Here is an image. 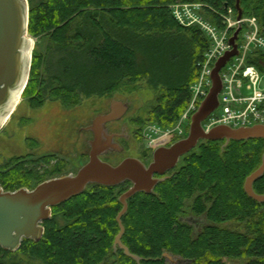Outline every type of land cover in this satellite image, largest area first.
<instances>
[{"label":"trees","instance_id":"trees-1","mask_svg":"<svg viewBox=\"0 0 264 264\" xmlns=\"http://www.w3.org/2000/svg\"><path fill=\"white\" fill-rule=\"evenodd\" d=\"M176 1L28 0L29 35L47 39L49 46L46 54L34 50L24 97L33 98V108L48 99L70 105L110 95L125 82L145 81L158 92L150 121L163 128L175 126L192 101L191 88L209 49L201 31L176 21L170 8ZM180 1L221 11L227 5L238 14L237 0ZM240 8L243 17L258 19L264 35V0H240ZM51 52L61 56L51 61ZM257 56L252 63L264 74V54ZM48 90L51 94L46 96ZM224 145L225 141H206L201 161L190 162L153 194L139 193L128 201L122 242L143 259L140 264H172L157 260L165 253L185 261L179 264H227L226 260L239 259L264 264V204L244 190L247 177L262 164L264 140ZM34 162L29 164L37 165ZM17 164L12 162L11 170L0 168V185L6 191L41 183L36 167ZM131 185H90L53 209L39 242L24 241L16 252L0 247V264H23L13 261L19 255L43 264H109L110 259L138 264L114 249L120 232L117 216L123 208L119 198ZM254 190L264 194V176ZM188 213L205 216L208 224L196 232L180 219ZM231 223L243 231L225 226Z\"/></svg>","mask_w":264,"mask_h":264},{"label":"water","instance_id":"water-1","mask_svg":"<svg viewBox=\"0 0 264 264\" xmlns=\"http://www.w3.org/2000/svg\"><path fill=\"white\" fill-rule=\"evenodd\" d=\"M236 9L237 20L241 21L243 11L240 8V0H237ZM29 21L28 0H0V128L3 120L12 116L19 95L24 93L29 83L32 67V56L29 52L34 50V42L29 37ZM241 31L242 26H239L230 39L232 50L216 62L211 74V88L191 117L188 137L170 148L160 149L155 161L149 166L134 158H127L118 165H112L102 159L110 152L123 151L106 125L123 119L129 107L121 101H114L109 113L98 116L84 129L93 133L94 139L89 143L88 162L76 174L41 182L33 190L24 188L6 192L0 187V247L16 252L24 241L39 242L45 234L43 224L52 218L53 209L83 194L90 185L117 187L130 182L132 185L129 190L119 198L123 208L117 216L120 232L116 237L114 249L123 250L126 256L140 264L143 259L132 254L122 242L125 234L122 219L128 211V201L139 193L152 194L156 186L165 180L155 178V175L163 176L175 168L178 160L192 151L200 141H225L224 146H227L232 141L264 140L262 124L239 128L218 125L209 131L203 126L219 108V95L223 89L221 71L239 54L237 40ZM263 176L264 153L262 164L244 183L246 194L261 204H264V194L256 193L254 184ZM181 221L190 223L191 220ZM164 259L173 264L185 262L182 258L167 253L157 260Z\"/></svg>","mask_w":264,"mask_h":264},{"label":"rangeland","instance_id":"rangeland-1","mask_svg":"<svg viewBox=\"0 0 264 264\" xmlns=\"http://www.w3.org/2000/svg\"><path fill=\"white\" fill-rule=\"evenodd\" d=\"M185 4L187 3L179 0L171 4L170 8L172 6H182ZM194 4L201 5L199 11L200 16L216 32L219 38L218 40L223 41V45L227 46L230 38L238 28V26L235 25L238 16L235 10L229 8L228 10L221 11L213 9L204 3ZM244 18L247 19L248 22L242 24V37L251 32L253 29L251 22H255L259 27L261 37L264 38L260 30L258 19L255 16H247ZM190 28L201 31L199 27L196 26ZM203 35L209 43V49L204 54V64L200 70L199 78L196 84L191 88L193 95L192 101L182 116H184L191 107L193 99L198 91L202 74L207 63L208 54L217 46L207 35L204 33ZM29 37L34 42V50L36 49L37 52L42 54L47 53L49 46L47 39H34L30 35ZM34 50L32 52V60ZM258 54L259 52H255L249 57V64L257 67L256 64L252 62L257 60ZM49 56H51V61H55L54 59L61 55L51 52ZM50 66L51 65H49V67ZM211 66L212 65H210L209 68ZM212 68H214V66ZM44 75L48 77L50 73L44 71ZM124 84L125 85L121 86L116 92L104 97L94 96L88 99L82 98L78 103L70 105L65 104L61 100L48 99L40 108H33V98L24 97L23 93L16 111L11 116L8 123L0 130V168L11 170L14 165H16L14 164L12 166V162L14 161H18L17 165L20 163L31 165L29 163L35 161L37 165H31V167L25 165V167L28 169L36 167L39 172V177L42 178L41 182L69 174H76L78 170L88 162L90 153L89 141L92 140V134L84 131V129L89 127L92 121L98 116L109 113L111 104L114 101H121L127 104L129 109L122 120L109 124L108 127L112 131L125 128L126 133L129 135V139L123 142L120 141V144L124 147L121 153H110L102 159L112 165H118L124 158L138 156L141 147H143L142 144H145L144 146L146 147L149 143L146 134L150 127L157 126L163 128L159 124L150 121V108L158 92L149 87L145 81H138L133 84L125 82ZM202 91L206 96L209 93L206 77L203 81ZM50 94L51 90H48L46 96ZM205 97L200 96L197 100L196 111ZM50 154H52L51 157L49 156ZM38 159L44 160H39V162ZM36 186L37 185L34 183L31 187L25 189L33 190ZM0 187L2 186L0 185ZM130 187L131 186H129V188ZM4 191L6 190L4 189ZM225 226L234 229L237 225L231 223ZM239 229L243 231V227ZM239 229L236 228V230ZM13 261L23 264H43L40 260L31 259L22 255L13 258ZM108 263L119 264L118 259H110ZM226 263L246 264V261L243 259L226 260Z\"/></svg>","mask_w":264,"mask_h":264},{"label":"built area","instance_id":"built-area-1","mask_svg":"<svg viewBox=\"0 0 264 264\" xmlns=\"http://www.w3.org/2000/svg\"><path fill=\"white\" fill-rule=\"evenodd\" d=\"M201 5L185 4L172 6L171 11L176 21L187 28L199 27V29L213 40L217 46L208 54L205 70L202 74L201 83L193 99L192 105L179 122L170 128L157 126L150 127L146 134L149 143H154L158 137L168 138L172 134L182 135L186 127L190 125V119L196 111V103L200 96L205 97L202 91L203 81L207 79V87L211 88V74L216 62L228 51L232 50L230 40L227 46L219 41L216 32L200 16ZM227 8L226 10H228ZM247 19H236L238 27L242 26ZM253 29L242 37L240 32L237 40L239 54L232 58L221 71L223 89L219 95V108L204 122L205 130L209 131L218 125H228L233 128L264 125V74L257 67L249 64L248 59L255 52L264 54V38L259 33V27L251 22ZM238 29V28H237ZM234 35V34H233ZM233 37V36H232ZM231 37V38H232ZM230 38V39H231ZM228 41V40H227ZM243 41V42H242ZM200 64V68L203 67ZM212 65L210 68L209 66ZM208 95V94H207Z\"/></svg>","mask_w":264,"mask_h":264},{"label":"flooded vegetation","instance_id":"flooded-vegetation-1","mask_svg":"<svg viewBox=\"0 0 264 264\" xmlns=\"http://www.w3.org/2000/svg\"><path fill=\"white\" fill-rule=\"evenodd\" d=\"M119 121L120 120L108 123L106 125V127L108 128L109 133L115 136L116 142H118L120 144V141L123 142V141H127L129 139V135L126 133V129L122 128L121 130L112 131L108 127L109 124L119 122ZM189 131H190V125L188 127H186V129L184 130L182 135L172 134L168 138L158 137L154 143H150V144L146 145V147L144 146L145 144H142L143 147H141L138 156L127 157V158L137 159L138 161H142L146 166H149L153 161H155L156 154L160 149L170 148L171 146H173L177 142L187 138L189 135ZM91 134H92V140H93L94 135H93V133H91ZM92 140H90V141H92ZM90 141H89V143H90ZM204 143H205V141H200L198 143V145L192 151H190L188 154L182 156L178 160L179 162L175 168L169 170L165 175H163V176L155 175V178L165 179L164 181L160 182L159 184L177 176L180 172H182L183 170L188 168L190 162L201 161V159H202L201 157L203 156V153H204V151H203ZM120 145L122 146V148L124 150L123 145L122 144H120ZM110 153H115V152H110ZM49 156L51 157L52 154H50ZM43 157H40V158H43ZM127 158H124L122 161H124ZM88 160H89V156H88ZM158 185L156 186V188L158 187ZM156 188L154 189L153 193L155 192ZM180 219H190L191 220L190 223H188V222H186V223L191 225L196 232H198L203 226L208 224L205 216H197V215H194L192 213H188L185 217H182Z\"/></svg>","mask_w":264,"mask_h":264},{"label":"bare ground","instance_id":"bare-ground-1","mask_svg":"<svg viewBox=\"0 0 264 264\" xmlns=\"http://www.w3.org/2000/svg\"><path fill=\"white\" fill-rule=\"evenodd\" d=\"M29 55L32 56V51L29 52ZM22 94H23V93H21V94L19 95L18 99H17V103H16V105H15V107H14V112L16 111L18 105L20 104V101H21V98H22ZM14 112H13V114H14ZM13 114H12V115H13ZM10 118H11V116H9L8 118H6V119L3 120V122H2V127H1L0 129H2V128L7 124V122L10 120Z\"/></svg>","mask_w":264,"mask_h":264}]
</instances>
